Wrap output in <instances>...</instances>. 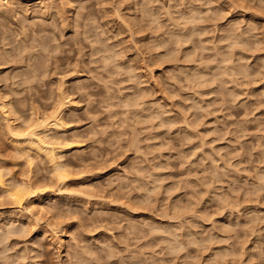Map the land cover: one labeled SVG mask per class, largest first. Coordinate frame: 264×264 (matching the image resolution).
Wrapping results in <instances>:
<instances>
[{"label": "clouds", "instance_id": "1", "mask_svg": "<svg viewBox=\"0 0 264 264\" xmlns=\"http://www.w3.org/2000/svg\"><path fill=\"white\" fill-rule=\"evenodd\" d=\"M0 264H264V0H0Z\"/></svg>", "mask_w": 264, "mask_h": 264}]
</instances>
